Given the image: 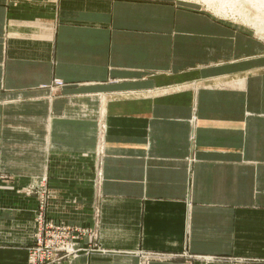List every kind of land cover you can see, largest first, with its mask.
<instances>
[{
  "label": "crops",
  "instance_id": "0c3cea01",
  "mask_svg": "<svg viewBox=\"0 0 264 264\" xmlns=\"http://www.w3.org/2000/svg\"><path fill=\"white\" fill-rule=\"evenodd\" d=\"M196 4L0 0V264L42 177L62 264H264L263 46Z\"/></svg>",
  "mask_w": 264,
  "mask_h": 264
},
{
  "label": "built area",
  "instance_id": "2783aa9c",
  "mask_svg": "<svg viewBox=\"0 0 264 264\" xmlns=\"http://www.w3.org/2000/svg\"><path fill=\"white\" fill-rule=\"evenodd\" d=\"M58 84H61L57 81ZM100 173V172H98ZM44 180V179H43ZM30 187L27 191H30ZM42 196L41 205L33 216L32 242L27 247L26 264H62L70 263L82 253H88L94 248L80 244L83 235L92 236L90 230L68 225L64 222H54L45 216L43 200L45 201V184L39 186ZM148 255L145 259H148Z\"/></svg>",
  "mask_w": 264,
  "mask_h": 264
},
{
  "label": "rangeland",
  "instance_id": "374dc122",
  "mask_svg": "<svg viewBox=\"0 0 264 264\" xmlns=\"http://www.w3.org/2000/svg\"><path fill=\"white\" fill-rule=\"evenodd\" d=\"M189 1H195L197 3V10L208 12L212 15V17L216 19H220L222 21L224 20V22L239 25L240 27H242L246 33L250 34L253 38L257 39L262 44V52L264 54V4L263 2H261V0H238V2L234 4V6L230 2H222V4L221 1L218 0H210L208 2L207 0ZM217 9H221L223 11L217 12ZM43 179L44 177H42L40 181H38L37 187L30 189V191H21L27 196H36L38 209L41 205L42 200L39 186L42 184V182H44ZM43 209H45L44 205Z\"/></svg>",
  "mask_w": 264,
  "mask_h": 264
},
{
  "label": "bare ground",
  "instance_id": "6f19581e",
  "mask_svg": "<svg viewBox=\"0 0 264 264\" xmlns=\"http://www.w3.org/2000/svg\"><path fill=\"white\" fill-rule=\"evenodd\" d=\"M208 1H210V0H207V2ZM218 1H221V3L222 2H230L233 6H234V4H236L237 2H238V0H218ZM261 2H263V4H264V0H261ZM205 3V2H204ZM209 4V3H208ZM223 4V3H222ZM219 5V4H218ZM226 10V9H225ZM223 10H221V9H217V12H222ZM232 12H234V11H232Z\"/></svg>",
  "mask_w": 264,
  "mask_h": 264
}]
</instances>
